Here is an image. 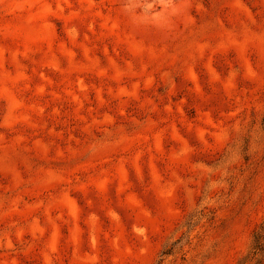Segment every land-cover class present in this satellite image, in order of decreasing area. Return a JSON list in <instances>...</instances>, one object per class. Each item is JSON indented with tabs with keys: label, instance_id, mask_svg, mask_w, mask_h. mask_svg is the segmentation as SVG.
Segmentation results:
<instances>
[{
	"label": "rangeland",
	"instance_id": "1",
	"mask_svg": "<svg viewBox=\"0 0 264 264\" xmlns=\"http://www.w3.org/2000/svg\"><path fill=\"white\" fill-rule=\"evenodd\" d=\"M0 264H264V0H0Z\"/></svg>",
	"mask_w": 264,
	"mask_h": 264
}]
</instances>
